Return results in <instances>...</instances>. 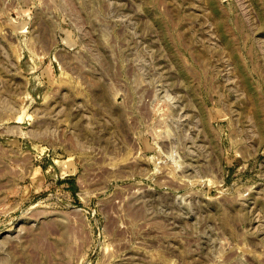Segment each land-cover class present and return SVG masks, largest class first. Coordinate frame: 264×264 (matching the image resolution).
Masks as SVG:
<instances>
[{
    "label": "rangeland",
    "instance_id": "obj_1",
    "mask_svg": "<svg viewBox=\"0 0 264 264\" xmlns=\"http://www.w3.org/2000/svg\"><path fill=\"white\" fill-rule=\"evenodd\" d=\"M0 264H264V0H0Z\"/></svg>",
    "mask_w": 264,
    "mask_h": 264
}]
</instances>
